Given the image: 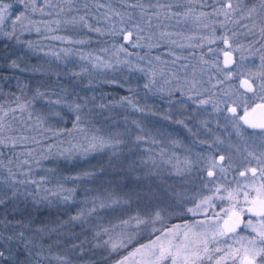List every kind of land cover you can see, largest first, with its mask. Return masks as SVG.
I'll list each match as a JSON object with an SVG mask.
<instances>
[{"label": "trees", "instance_id": "16d2710c", "mask_svg": "<svg viewBox=\"0 0 264 264\" xmlns=\"http://www.w3.org/2000/svg\"><path fill=\"white\" fill-rule=\"evenodd\" d=\"M21 1L0 0L15 17L0 35V264H125L160 232L204 219L185 207L190 189L180 188L187 194L180 196L164 172L173 169L170 154L182 150L181 136L194 147L200 134L227 116L226 91V97L197 94L193 105L172 104L140 81L131 65L93 67L76 53L82 43L103 48L110 41L81 22L94 17L107 23L115 42L125 31L136 38L140 27L147 28L136 42L143 53L207 57L222 49L234 25L220 16L224 2L59 0L52 9L40 0H27L25 7ZM243 1L245 7L254 2ZM186 12L190 22L173 17ZM166 18L195 28L194 49L160 32ZM223 74L216 89L227 84ZM167 130L173 131L172 145L163 141ZM177 200L182 206H175ZM152 204L163 208L158 233L148 230L149 222L136 224L140 216H152ZM211 229L218 241L219 225ZM232 252L211 248L199 264Z\"/></svg>", "mask_w": 264, "mask_h": 264}, {"label": "rangeland", "instance_id": "374dc122", "mask_svg": "<svg viewBox=\"0 0 264 264\" xmlns=\"http://www.w3.org/2000/svg\"><path fill=\"white\" fill-rule=\"evenodd\" d=\"M37 1L38 0H36V3ZM58 1L59 0H40L45 7L52 6V9H57ZM220 1L224 2V7H222L221 15H219L228 17L234 22L232 28L226 31L228 36L222 39V43L224 40H228L231 44L230 50L235 58V65L231 69H226L223 66V56L225 53L223 46L220 50L214 48L210 52L207 51V57L202 58H198L197 55L194 54L187 55L186 57L179 56V58H170V56L166 58L164 55L159 56L156 54L151 55L152 53H143L142 48L136 45V42H138L137 39H142L143 36L148 33L146 30L147 28L140 27L136 38L131 32L125 31L122 40L115 42L114 39L110 37V35L113 36V34L112 30L107 28V23L105 24L104 21L94 17H86L81 22L83 24L86 23L88 28L92 31L106 37L109 36L110 41H108V44L102 45L103 48L82 43L80 44L81 50L79 53H76V55L79 56V62L82 61L86 64L90 60L93 67L103 66L105 69L113 67L120 69L121 67L131 65L132 69H135L137 73H141L140 75L138 74L139 76L137 77L140 81L145 82L149 87L156 88L160 93L171 98L170 101L172 104L177 102L176 105H186L189 103L193 105V99L197 94L204 96V94L217 95L221 93V96H225L226 91V96L229 97L231 101L228 108L231 106L244 108L250 103L253 97L244 93L240 88V80L243 78L248 79L255 86L264 83V32L261 31V29L264 28V6H262L264 0H258L257 2L254 0V2L249 5L247 4L248 7L243 6L245 5L243 0L242 5H239L237 0ZM21 3L22 6L25 7V5H27V0H22ZM229 3L232 4V8H227ZM252 9H255V11H252ZM55 12L56 10L51 13L54 14ZM173 17L182 19L180 22L185 21L183 19L189 20L187 22L191 21V19L188 18L190 16L187 12L180 15L174 14ZM13 20H15V17L12 16L11 8L7 7L5 19L3 23H0V35L3 33L6 34V23L13 22ZM164 22L166 26L161 28L160 32L165 37L176 38L184 47H191L194 49L195 28L192 29L179 23L177 25L172 24L173 21L168 18H166ZM127 33H130V38L129 42L125 43L124 40ZM206 40L209 45H215L217 42L216 39H210V37H207ZM16 58L17 61H20V57ZM34 64L36 66V62ZM17 65L20 66L21 63L17 62ZM223 69L226 73L223 74V79L227 81V84L223 86L222 89H216L219 84V80L217 79L220 78L218 73ZM232 78L237 80L236 84L230 82L229 79ZM215 89L221 91L216 92ZM33 94L34 90H31L30 96ZM201 98L202 97H200V99ZM150 103L154 107H156L157 104L160 107L164 106V102ZM208 116L209 115H207L206 118H208ZM220 122L218 118L215 126H218ZM173 135L172 130H167L166 134L163 135L165 138L163 141L165 140L167 144L172 145L173 141L171 138H173ZM180 140L182 150L178 153L170 154L169 161L173 169H167L164 174L172 176L180 196L185 194L186 189H190L189 194L192 199L186 206L183 205L186 209H189L190 212L196 215L207 216L205 217L206 219H200L199 217L193 223H185L184 225L163 233L160 232L155 241L157 244H167L169 241L173 244H187L190 249L200 250V258L196 260V264H199V261H202V258L207 256V252H209L211 248L218 252L221 248L233 250L231 254L227 253L226 256L220 253L217 254L218 257L214 264H242V260L246 255L254 259L255 264H261V262L264 261V253L253 256L254 251L259 252L261 248H264V235H261L262 232L259 228H252L253 233H250L248 229L244 228L242 231L230 237L226 236L221 229L223 220L232 216L233 212L241 211L244 214L248 213L247 209L249 205L246 203L245 196L238 197L239 191L228 189L223 185L216 188L211 185L210 181L206 183L205 186L206 189H208V193L205 191L202 193L200 190L202 188L201 184H203L202 179L196 177L198 172L197 169L201 166L200 162L202 156L195 147L186 144L184 136H181ZM204 156L206 157V154H204ZM161 158L165 160V155ZM178 177L181 180H179ZM180 188L185 190L181 191ZM254 189L255 188L249 192V199L252 197L250 193H253L251 195L255 194ZM240 200L243 202L241 203ZM178 201L180 200H177V203H175L176 207L180 205ZM160 206H158V204H152L150 207V213L153 211L152 216L150 218L140 216L141 219L137 220L136 224L141 225L144 223L146 225L149 222L151 226L148 227V230L152 233H158L160 227L158 221L161 219V212L163 211V208H160ZM180 206H182V204ZM138 221L143 222L139 223ZM136 224L135 226H137ZM216 224L219 225L220 238L218 241L213 240L212 237L209 236L211 232L207 230V228H212L211 230L213 231ZM186 232L188 233L187 240L184 235ZM157 238H159V240ZM205 247L208 249L207 252L202 251ZM149 259V249L144 248L136 253L131 261L125 264H147ZM164 264H169V262L165 261ZM204 264H209V262Z\"/></svg>", "mask_w": 264, "mask_h": 264}, {"label": "flooded vegetation", "instance_id": "af4514ba", "mask_svg": "<svg viewBox=\"0 0 264 264\" xmlns=\"http://www.w3.org/2000/svg\"><path fill=\"white\" fill-rule=\"evenodd\" d=\"M259 85H253V91L243 90L244 93L253 97L248 105L244 108L235 107L236 114H230L227 111L226 118L220 120L222 124L214 126L212 132L200 134L193 141L194 147L202 156L200 162L202 168L200 166L197 169L202 183L206 185L210 181L216 188L223 185L228 189L237 190L238 197H244L245 193L249 194L253 188L255 191L264 185V128L248 127L240 118L245 114V110L250 112L257 105L264 106V91ZM262 112L264 117V107ZM251 169L256 170L255 174ZM251 194L253 193H250V196H253ZM240 202L243 201L240 200ZM236 212L244 219L243 227L236 233L244 228L253 233L252 228L255 227L264 232V225H262L264 217L252 216L250 212L246 214L241 211ZM249 220L252 221L251 227L246 226Z\"/></svg>", "mask_w": 264, "mask_h": 264}, {"label": "snow or ice", "instance_id": "6c2138e0", "mask_svg": "<svg viewBox=\"0 0 264 264\" xmlns=\"http://www.w3.org/2000/svg\"><path fill=\"white\" fill-rule=\"evenodd\" d=\"M264 6V4H262ZM227 7L232 8V4L229 3ZM252 11H255V9H252ZM7 13V6L0 7V23H3L5 16ZM18 21L21 18H17ZM262 32H264V28L261 29ZM225 43H227V40H225ZM227 63V61H226ZM245 87L248 91H253V85L248 83L247 81L244 82ZM262 91H264V83H261L259 85ZM257 107H264L261 105H258ZM233 113H235L236 109H231ZM255 112V109L252 110ZM248 111L245 110V114L243 117H240L241 119H244L245 123L249 124L250 127H259L264 128V122L261 123H255L253 121H250L248 119ZM253 174H255V169H251ZM211 175V173H209ZM242 175L244 173H241ZM245 200L248 206V212L252 213L253 215L264 217V185H262L259 189L255 190V194L251 197V199L248 198V194H245ZM233 216L236 217L235 220L231 224H229L228 220L223 221L224 232H231L235 231L236 226L240 223L239 213L233 212ZM231 219V217H230ZM139 223H142L143 221H138ZM262 225H264V222H262ZM251 227L252 221L249 220L247 222V225ZM185 239L187 240L188 233L185 234ZM261 235H264V232L261 233ZM20 236H23V233H20ZM9 240L12 239V237L8 238ZM159 240V238H157ZM145 248L149 249L150 259L148 260L147 264H164L165 261H168L169 264H196V260L200 258V250H194L190 249L187 244L180 245V244H173L171 241H169L167 244L160 243L157 244L156 241H153L152 245H145ZM139 251V249H137ZM203 252H207L208 249L205 247ZM260 253H264V248H261L259 252H253V256L259 255ZM4 252L0 251V258L4 257ZM211 259V257H209ZM246 264H255L254 259H249L248 256H245ZM261 264H264V261L261 262Z\"/></svg>", "mask_w": 264, "mask_h": 264}, {"label": "water", "instance_id": "95a60500", "mask_svg": "<svg viewBox=\"0 0 264 264\" xmlns=\"http://www.w3.org/2000/svg\"><path fill=\"white\" fill-rule=\"evenodd\" d=\"M227 8H228V7H227ZM129 38H130V33H127L126 36H125V40H124L125 43H128V42H129ZM223 47H224V49H225V53H224V56H223V66H224V68H226V69H231V68H233L234 65H235V58H234V54H233L232 51L230 50V48H231V44H230V42L227 40V43H225V40H224V41H223ZM226 61H227V63H226ZM245 81H247L248 83L252 84L248 79L243 78V79L240 80V88H241L242 90H244V91H248L247 88H246L245 85H244V82H245ZM252 85H253V84H252ZM253 89H254V86H253ZM257 106H258V105H257ZM257 106H255V107L253 108V109H255V112L252 111L253 109H252L250 112H248V113H249V115H248V119H249L250 121L255 122V123H261V122H264V117H263V112H262L263 107H257ZM261 106H263V105H261ZM233 108H235V107L231 106V107L228 108V112H229L230 114H236L237 109L235 108L236 111H235V113H233V112L231 111V109H233ZM243 116H244V114L242 115V117H243ZM242 122H243L246 126L250 127L249 124L245 123L244 119H242ZM255 128H259V127H255ZM250 215H252V216H256V215H253L252 213H250ZM230 217H231V219H230ZM230 217H227V218L225 219V220H228L229 224H231V223L233 222V220L236 219V217L233 216V215L230 216ZM239 218H240V223L236 226L235 231L224 232V231H223L224 224H223V222L221 223V229H222V231L224 232V234H226L227 236H230V235L236 233L239 229H241V228L243 227L244 219H243V217H242L240 214H239ZM225 220H223V221H225ZM248 258H249V257H248ZM249 259H251V258H249ZM242 264H246L245 258L242 260Z\"/></svg>", "mask_w": 264, "mask_h": 264}]
</instances>
